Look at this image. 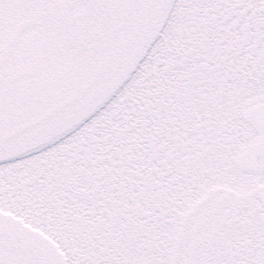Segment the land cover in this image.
Segmentation results:
<instances>
[{
  "label": "snow or ice",
  "instance_id": "6c2138e0",
  "mask_svg": "<svg viewBox=\"0 0 264 264\" xmlns=\"http://www.w3.org/2000/svg\"><path fill=\"white\" fill-rule=\"evenodd\" d=\"M0 264H264V0H0Z\"/></svg>",
  "mask_w": 264,
  "mask_h": 264
}]
</instances>
